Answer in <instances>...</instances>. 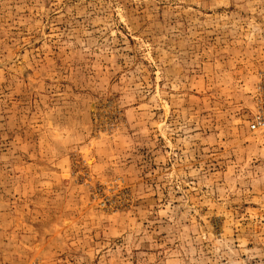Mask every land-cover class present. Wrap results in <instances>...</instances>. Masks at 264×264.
Here are the masks:
<instances>
[{
	"label": "rangeland",
	"instance_id": "374dc122",
	"mask_svg": "<svg viewBox=\"0 0 264 264\" xmlns=\"http://www.w3.org/2000/svg\"><path fill=\"white\" fill-rule=\"evenodd\" d=\"M264 0H0V264H264Z\"/></svg>",
	"mask_w": 264,
	"mask_h": 264
},
{
	"label": "built area",
	"instance_id": "2783aa9c",
	"mask_svg": "<svg viewBox=\"0 0 264 264\" xmlns=\"http://www.w3.org/2000/svg\"><path fill=\"white\" fill-rule=\"evenodd\" d=\"M264 125V118L263 117H260L259 119H257L252 125H251V128L253 130L257 129V127H260Z\"/></svg>",
	"mask_w": 264,
	"mask_h": 264
}]
</instances>
